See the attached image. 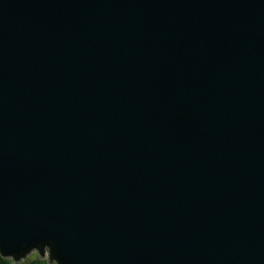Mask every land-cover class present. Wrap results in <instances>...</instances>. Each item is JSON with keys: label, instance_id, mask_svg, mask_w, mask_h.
Returning <instances> with one entry per match:
<instances>
[{"label": "water", "instance_id": "water-1", "mask_svg": "<svg viewBox=\"0 0 264 264\" xmlns=\"http://www.w3.org/2000/svg\"><path fill=\"white\" fill-rule=\"evenodd\" d=\"M0 242L264 264V0H0Z\"/></svg>", "mask_w": 264, "mask_h": 264}, {"label": "snow or ice", "instance_id": "snow-or-ice-1", "mask_svg": "<svg viewBox=\"0 0 264 264\" xmlns=\"http://www.w3.org/2000/svg\"><path fill=\"white\" fill-rule=\"evenodd\" d=\"M7 253H12V254H7ZM13 255L14 253L12 252V249L0 247V264H16V261H14L13 259ZM36 255L39 257V253L37 251H36ZM19 264H48V260H41V259L22 260L20 259Z\"/></svg>", "mask_w": 264, "mask_h": 264}, {"label": "clouds", "instance_id": "clouds-1", "mask_svg": "<svg viewBox=\"0 0 264 264\" xmlns=\"http://www.w3.org/2000/svg\"><path fill=\"white\" fill-rule=\"evenodd\" d=\"M22 260H33V259H40L37 255H36V251L35 250H31L30 252L27 253L26 257H21Z\"/></svg>", "mask_w": 264, "mask_h": 264}, {"label": "trees", "instance_id": "trees-1", "mask_svg": "<svg viewBox=\"0 0 264 264\" xmlns=\"http://www.w3.org/2000/svg\"><path fill=\"white\" fill-rule=\"evenodd\" d=\"M39 258H40L41 260H48L47 258H42V257L40 256V254H39ZM16 264H19V260L16 261ZM48 264H50L49 261H48ZM54 264H56V263H54Z\"/></svg>", "mask_w": 264, "mask_h": 264}]
</instances>
